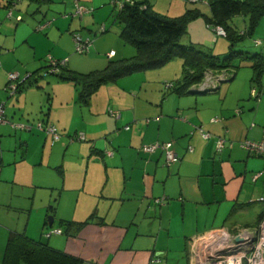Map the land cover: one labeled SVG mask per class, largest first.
Segmentation results:
<instances>
[{"label":"crops","instance_id":"obj_1","mask_svg":"<svg viewBox=\"0 0 264 264\" xmlns=\"http://www.w3.org/2000/svg\"><path fill=\"white\" fill-rule=\"evenodd\" d=\"M147 1L154 11L170 17L207 5V0ZM23 4V0L17 3L16 9ZM4 5L5 0H0V52L3 48L12 52L0 55L4 61L0 86H6L7 73L13 69L20 77L31 74L13 96L0 93L5 118L29 124L45 120L58 128L60 139L52 143L45 133L0 125V264L11 232L48 243L78 259L76 264H192V241L197 237L219 228L234 232L257 226L264 215V204L258 201L264 197V157L249 154L238 143L259 140L264 134V75L261 85H256L251 83L253 74L251 82L238 80L236 74L208 94L194 85L180 95L165 88L170 81L159 79L110 83L83 105L73 83L58 84L57 79L50 95L34 75L47 67L38 52L44 42L53 43L55 58H68L67 70L78 69L77 60L57 37L73 21L66 28L67 18L56 19L44 37L34 29L41 6L34 10L28 5L29 14L23 16L28 23L23 25L5 20ZM174 8L179 14L170 15ZM237 17L246 27L244 17ZM255 33L264 48V28ZM99 41L84 59L88 63L109 60L97 53L102 50ZM111 50L115 59L118 51ZM253 88L259 99L252 98ZM45 105L47 111L40 117ZM109 109L118 111L119 118H112ZM213 117L221 121L211 122ZM143 118L151 121L144 123ZM125 125L130 129L125 130ZM195 126H202L212 137L203 139ZM78 132L89 143L71 141ZM216 136L234 141L233 146L216 152ZM157 140L172 141L181 160L166 166L161 151H140L142 144ZM162 197L164 203L154 202ZM62 221L87 223L66 231ZM53 229L63 232L46 238L45 233Z\"/></svg>","mask_w":264,"mask_h":264},{"label":"trees","instance_id":"obj_2","mask_svg":"<svg viewBox=\"0 0 264 264\" xmlns=\"http://www.w3.org/2000/svg\"><path fill=\"white\" fill-rule=\"evenodd\" d=\"M19 1L20 0H18V2ZM18 2L13 6L12 0H5L4 6L6 9V17L8 10L13 7L14 11ZM205 3H207L210 10V14L207 16L208 26H221L225 31V37L229 39L230 46L235 45L246 36H252L255 32L256 26L262 19H264V0H207ZM45 14L46 13H43L44 18L39 21L40 23L36 26V30L39 25L45 22L50 21L52 23L51 20L45 19ZM200 15L201 12L198 8H191L187 9L179 16L170 17L154 11L147 0H133L130 4L125 3L123 7L119 9L117 14V20L122 25L119 36L125 44L134 47L135 54L133 56L119 60L109 58L104 68L88 73H76L67 70L64 65L59 68L58 72L51 73L50 75H56L60 81L72 82L77 89L78 101L83 105L89 103L90 98L101 86L114 83L118 79L136 72H144L149 69L161 67L174 58L182 59V81L177 85L172 82H166L165 88H172L180 95L188 92L192 86L201 82L205 74L209 71L217 74L226 72L229 76L226 81L232 80L236 75L238 68V66L234 64V59L236 57L251 60L252 64L250 66L254 71L252 82L256 85H261L262 75H264V54L261 52L248 56L245 52L232 50L228 56L221 58L218 55L208 52L202 46L194 44L183 45L180 43V40L187 33L188 22L196 19ZM240 15L243 16L246 21V27L244 30L237 29L231 24L232 19ZM16 16H20L21 19L16 21L14 19ZM16 16L14 14V18L10 19H13L17 24L23 20V17L20 14H17ZM106 31L105 28L104 31L101 32L104 33ZM256 40L258 39L253 40L254 45ZM48 67L49 66H47V68ZM47 75L49 74H44V76ZM30 76L19 84L18 89L27 79L30 78ZM216 89L217 87L210 91L205 90L201 92H213ZM110 110L112 109L108 110L109 115ZM236 113H239L238 109L236 110ZM111 117L114 119L119 118ZM218 119L217 122H220L221 118ZM142 121L144 123H149L151 118H143ZM138 123V119L133 121V124L135 125ZM126 126L130 129V125H125L123 127L125 130H128L125 128ZM85 141H87L86 137L80 142ZM154 142L172 141L157 140ZM145 144L150 143H144L141 147ZM141 147L140 151H142ZM156 151L161 150L158 149ZM163 155L166 166H171L181 160L180 156L177 154L179 158L178 161L172 164H167L165 154L163 153ZM86 223L87 222L76 224L71 221H62L61 225L65 227L66 231H69L70 228H73L76 225L81 227ZM78 261V259L54 249L48 243L34 240L22 233L11 232L6 241L1 264H76Z\"/></svg>","mask_w":264,"mask_h":264},{"label":"rangeland","instance_id":"obj_3","mask_svg":"<svg viewBox=\"0 0 264 264\" xmlns=\"http://www.w3.org/2000/svg\"><path fill=\"white\" fill-rule=\"evenodd\" d=\"M22 2H18L19 4ZM25 4L21 8H15L13 11L15 16L17 14H20L22 17L28 16V5L30 7H33V9H38V7L41 6L42 12H40L41 19L44 18L43 13L46 10L47 14L45 16L46 20H51L52 23L49 25L45 31H38L36 30V26L40 23L37 22L34 29L35 32L41 34L42 36L46 37L49 32V28L54 27V21L60 18H67V26L68 23L73 21L72 25L69 27V29H61V32L57 34V37L61 39V44L64 45L63 48L70 50L72 53L73 59L76 61V73H88L94 70H100L105 67V64L107 63V60L104 62H101L100 64L95 63H88L84 59L87 57H90V55L94 52L93 51V45L95 41L100 40L99 44H102V50L98 51V54H101L106 58L107 56L106 52L109 51L111 48L118 51V55L116 56L115 60L119 59H125L133 56L135 54V49L133 46L125 44L122 39L119 36V32L122 28V25L117 20V14L119 11V6L117 4H114V0H79V3L83 5L84 7L88 9H92L91 12L85 13L82 17H78L74 15V0H50V2H45L44 4H38L37 0H23ZM201 3V2H200ZM194 6V4H193ZM43 7V8H42ZM193 8H198L201 12V15L198 16L196 19H193L188 22L187 24V33L184 35V37L180 40V43L183 45H199L202 46L204 49H206L208 52L218 55L219 57L223 58L230 54V51H241L248 54V56L262 52L261 46H255L253 40L256 39L257 34L255 33L257 29L264 28V19H262L259 24L255 28V32L252 36H246L239 42H237L235 45L230 46L229 39L226 37H217L215 35V32L213 28L209 27L207 24V16L210 14V10L207 5H196ZM207 10V11H206ZM170 15H177L179 14L177 11V8L170 10ZM180 11V10H179ZM31 13V12H30ZM177 13V14H176ZM180 15V14H179ZM7 22H10L12 24H15V21L13 19H10L6 17L5 19ZM30 20V19H29ZM25 22L26 20L23 19L22 21L18 22ZM23 22V25L25 23H28L26 21ZM17 23V24H18ZM104 24L106 28V32L102 33L100 31L101 25ZM231 24L233 27H236L237 29L244 30L245 24L243 22L242 17H234L231 21ZM56 30V25L55 28ZM74 34H79L83 39L89 38L92 40V45L90 47V50L84 54H79L75 52V43L73 39ZM112 45L110 47L106 46V44ZM60 44V45H61ZM57 48V47H56ZM12 52V50H4L1 49L0 55L8 52ZM10 52V53H11ZM39 53H41V61L42 66H49L50 62L52 60H66L68 61V58L64 59H58L55 58V53H57L53 47V43L50 42H44L39 47L38 50ZM69 52V51H68ZM106 53V54H105ZM234 64L238 66L236 74H238V80H248L250 78V75L253 74V69L251 68V60L249 59H241L236 57L234 59ZM4 67V61H0V85L3 82V75H2V69ZM18 69H13L10 72H18L16 71ZM48 70L46 67L45 69H39L37 72L34 73L36 75L37 81L43 88H45V92H48V94H52V88L57 82L58 77L56 75H47L44 76L45 72ZM19 73V72H18ZM26 74H29V72H25L24 75L20 77L22 79ZM146 74V75H145ZM145 76H148L145 77ZM161 77V78H160ZM147 79L149 81H156L163 82L164 80L170 81L177 85L179 82L182 81V59L180 58H174L164 64L161 67L155 68V69H149L147 71H141L136 72L128 76H124L120 79H118L115 84L118 85L121 84H132L137 83L138 80ZM234 80V79H233ZM7 81V76H6ZM232 81V80H231ZM61 81H58V84ZM251 82V81H249ZM7 83V82H6ZM72 83V82H71ZM111 83V84H114ZM254 83V82H251ZM70 84V81L68 83ZM222 84V83H220ZM224 84V83H223ZM254 85V84H253ZM57 86V85H56ZM104 86V85H103ZM255 86V85H254ZM4 85L0 86V93L4 94L6 93L9 96V93L4 89ZM208 94V93H206ZM35 101L38 99V96H34ZM3 103L4 100H2ZM6 111V107H5ZM47 111V106L42 108V111L40 112V117H44L45 112ZM8 112V111H7ZM39 113V112H38ZM20 123H28V122H20ZM35 131V130H34ZM26 132V131H21ZM89 143V141H87ZM259 199V198H258Z\"/></svg>","mask_w":264,"mask_h":264},{"label":"built area","instance_id":"obj_4","mask_svg":"<svg viewBox=\"0 0 264 264\" xmlns=\"http://www.w3.org/2000/svg\"><path fill=\"white\" fill-rule=\"evenodd\" d=\"M133 0H114V4L119 6V9L123 7L125 3H132ZM191 2H197L199 0H190ZM18 0H12L13 6ZM75 11L74 15L82 17L85 13L91 12L92 9H88L81 5L78 0H75ZM8 18H14L13 7L7 12ZM16 21L21 19L20 16L14 18ZM51 22H45L38 26V31H45ZM213 28L215 35L217 37H225V31L221 26H210ZM105 26L101 25L100 30L104 31ZM75 43V52L79 54H84L90 50L92 45V40L89 38L83 39L79 34L73 35ZM261 41L256 40L255 45H260ZM115 52L113 50L107 52V57L112 58ZM66 60H52L48 67V70L45 74H51L59 71L61 66H64ZM30 76L26 74L22 79L18 72H9L7 74V84L6 91L9 95H14L18 86L23 82L27 77ZM226 72H221L217 74L215 72L209 71L205 74L204 78L197 85L199 91H210L218 86L221 81H225L228 78ZM251 96L254 99H259L258 90L253 88L251 90ZM110 115L113 117H119L117 111L110 110ZM219 119L214 117L211 119L212 122H217ZM4 123H9L12 128L16 130L32 131L36 130L47 135H50L52 138V143L60 139V133L57 127L45 120H40L35 123H20L14 122L10 123L5 118V104L0 102V125ZM128 129V126L125 127ZM200 136L203 139L211 138V134L204 130L202 126H195ZM85 136L83 133L78 132L71 136L70 140L83 141ZM214 148L216 152H221L224 147H232L234 142L227 140L225 137L218 136L214 142ZM239 146L247 151L249 154L258 157H264V134H262L261 139L259 140H250L244 139L239 141ZM161 150L165 154V159L167 164H172L178 161V155L173 149L172 142H154L150 144H145L141 147V150L144 153L151 154L156 150ZM189 151H192V148H188ZM261 173H255L253 175V181H255ZM165 198H156L154 202L156 204L164 203ZM258 201L264 204V197H260ZM53 233H62L61 229H53L45 233V237L49 238ZM193 245V263L192 264H264V215L260 219L257 226L253 228H242L234 232L228 231L225 228H219L212 230L211 232L197 237L192 241Z\"/></svg>","mask_w":264,"mask_h":264},{"label":"water","instance_id":"obj_5","mask_svg":"<svg viewBox=\"0 0 264 264\" xmlns=\"http://www.w3.org/2000/svg\"><path fill=\"white\" fill-rule=\"evenodd\" d=\"M49 222H50V224H51V222H52V217H49Z\"/></svg>","mask_w":264,"mask_h":264}]
</instances>
